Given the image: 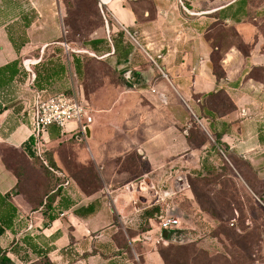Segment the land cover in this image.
<instances>
[{
    "label": "crops",
    "instance_id": "obj_1",
    "mask_svg": "<svg viewBox=\"0 0 264 264\" xmlns=\"http://www.w3.org/2000/svg\"><path fill=\"white\" fill-rule=\"evenodd\" d=\"M14 1L0 0L1 3ZM100 1V11L103 9L108 22L103 17L105 25L99 26L90 40L108 39L109 30L117 46L111 43V50L103 52L101 58L119 61L121 70L129 68L133 87H125L126 93L144 96L152 108L148 110L163 118L161 123L154 121L151 125L132 128L140 130L142 135L137 137L140 149L136 157H140L128 160L131 172L140 173L148 186L150 181L153 188L162 185L171 189L180 178L187 179L189 171L199 169L204 151L214 144L207 115L214 107L208 95L223 92L230 99L232 109L213 110L218 116L216 129L223 133L222 142L229 147V155L244 164L253 177L264 180V30L255 0H104L102 7ZM60 3L61 0H29V9L17 13L15 20H31L19 49L12 42L10 29L0 25V69L19 62L13 68L16 75L0 90L4 109L0 113L2 196L10 194L20 181L18 173L8 166L2 148L26 154L24 145L30 139L38 98L68 86L75 69L73 54L88 51L76 47L74 41L70 43L67 28L59 27ZM61 14L64 16L62 10ZM108 19L113 21V29ZM194 123L213 144L208 139L198 144L190 141ZM91 127L90 145L99 147L100 153L99 141L95 139L97 129ZM59 134L61 137V129L52 126L47 135L49 143L58 141ZM54 158L60 166L57 152ZM99 170L103 174V167ZM70 187L68 195L76 204L64 210L56 221L68 217L71 237L78 241L84 238L81 233L94 232L101 211L86 219L76 216L74 210L88 203L77 200ZM97 194L87 197L91 199ZM17 200L13 197L15 203L10 202L19 214L36 213V226L45 221L43 207L32 199ZM27 221L26 230L33 229L34 221ZM57 232L60 230L47 237ZM60 243L52 241L50 245ZM95 257L101 255L90 258Z\"/></svg>",
    "mask_w": 264,
    "mask_h": 264
},
{
    "label": "rangeland",
    "instance_id": "obj_2",
    "mask_svg": "<svg viewBox=\"0 0 264 264\" xmlns=\"http://www.w3.org/2000/svg\"><path fill=\"white\" fill-rule=\"evenodd\" d=\"M60 5L59 27L64 30V17L68 15L74 29L66 37L81 47L95 35L87 22H83L89 17L90 2L61 0ZM254 6L261 14L264 30V0H255ZM29 7V0L0 2V25L13 29L19 42L24 39V28L15 18L19 11ZM108 20L113 29V21ZM107 35L110 36L109 30ZM84 53L87 56L85 75L78 77L74 69L71 83L58 92L76 95L90 110L100 153L99 147L90 145L92 140L85 132L75 127L68 129L54 144L48 143L46 148L53 155L58 153L59 171L63 176L42 172L24 152L7 147L1 152L8 166L20 176V183L9 197L11 201L16 197L19 202L32 199L39 203L45 193L62 181L72 180L70 190L76 194L75 198L84 204L99 200L101 214L95 221L94 232L81 233L84 238L72 242V228L66 223L68 217L53 223L48 218L49 212H41L45 221L36 226V213H20L14 230H8L0 238L3 248L14 246L18 250V255L9 254L13 261L16 264H27V261L29 264H161V261L164 264H264V180L253 177L225 149L227 155L223 153L222 159L210 162L204 175L192 177V188L185 179L184 191L165 198L163 216L178 219V228L183 229L184 236L177 242L163 239V231L159 229L161 217L154 215L150 219L148 214L162 203L160 196L165 188L162 185L153 188L150 181L146 185L140 173L131 172L128 163L139 158L136 157L140 149L137 137L142 135L140 130L132 128L151 125L154 121L161 123L163 118L150 112L152 108L144 96L126 93L113 58H107L106 65L103 63L106 59L96 53ZM107 125L115 126L108 129ZM206 139L213 144L208 136ZM102 167L103 174H100ZM171 190L175 191V185ZM95 193L98 194L88 199L87 196ZM27 220L34 221L33 229L26 230ZM57 230H60L59 236L47 237ZM52 241L61 243L52 246ZM35 246L43 254L51 248L57 249L44 257L34 252ZM98 254L101 257L90 258Z\"/></svg>",
    "mask_w": 264,
    "mask_h": 264
},
{
    "label": "trees",
    "instance_id": "obj_3",
    "mask_svg": "<svg viewBox=\"0 0 264 264\" xmlns=\"http://www.w3.org/2000/svg\"><path fill=\"white\" fill-rule=\"evenodd\" d=\"M89 2H90V7H91V11L89 12V17H88L89 19L85 18V19H83V22H87L88 27L90 28V32L93 33L99 26L105 25V23H104V19H103L104 16L102 14V11H100V8L98 5V0H89ZM68 5L69 4H67V6ZM68 7H66L67 12H68ZM67 16L68 15H66L64 17V23H65V27L69 28V29H67V31H69V33H71V31L74 28H73V26H71V24H70L71 22H69V19H67ZM30 22H31V20L27 19V18L24 19V22L22 21V24H23L22 26L24 28V32H25L26 28H28L30 26ZM81 29H82L81 30L82 32L85 31L84 27ZM12 30L13 29H10V33L12 34L11 35L12 42L14 43L16 48L19 49L20 46H22V44H24L25 41L23 39L22 42H19V40L16 39V37L14 36V32H12ZM79 33H80V30H79ZM123 35H124L123 33H119V36H123ZM114 40L115 39H114L113 35L109 36L108 39H99V40L98 39L97 40L87 39L82 43V47L84 49L88 50V52L96 53L97 55H99L101 57L104 54L103 52H105V51L108 52L109 50H111V43H113L115 47L117 46ZM72 41H74V40L69 39L70 43ZM73 57H74V68H75V72H76L77 76L81 77L82 75H85V73H86V60H87V56L85 55V53L84 52H79V53L75 52L73 54ZM107 62H109L108 59H106V61H104L103 63L107 65ZM18 63H19L18 61L13 62V63L8 64L5 67L0 69V90H2L4 87H6L10 83L12 78L16 75V71L13 68L15 66H17ZM120 64H122V63H120L119 61L116 63V72H117L118 76L122 78L124 87H131L132 88L133 85L125 78V75H126L127 71L129 70V68H127V70H125V71H121ZM217 72L219 75L218 70H217ZM7 73H9V74H7ZM134 74L137 75V73L135 71H134ZM57 93H60V92L57 91ZM65 93L67 95L72 96V94H70L68 92H65ZM208 96L212 99V102H209V103L212 107H214L213 108L214 111L218 112L222 107H225L227 109H232V103H231L230 99L223 92H220L217 94L210 93ZM3 110L4 109H3L2 105L0 104V113H2ZM213 110H210L211 113L207 114V115H208V118L210 120L209 131L214 137V144L211 145L208 149H206L204 151L205 154L201 159L200 168L191 170L186 174V178L188 180L190 188H192L190 180H192L193 176L204 175V173L208 170L210 162H213V160H216V159H222L223 153L225 155L229 154V147L222 142L223 133L217 131V129H216L215 123H216V118H218V116H216V114L213 112ZM205 136H206V134L203 132V130H201L199 125L194 123V126L192 127V130L190 131V135H189L190 141L195 143V144L204 143V142H206ZM56 138H60V134ZM32 145H33V140L31 138L24 145V150H25L26 154L31 158L32 162L36 166H38V168L42 172L49 174V175H53V174L57 175L55 172L50 170V168H52L55 171L60 172L59 166H58V164L54 158L52 151H48L45 153V158H46L47 163H48V166H46L45 163L39 157H37L35 155V153L32 151ZM223 149L226 150L227 154L223 151ZM138 157H140V156H138ZM246 165L249 166L248 163H246ZM66 181L67 180H65L64 182L62 181L57 186V188L45 193L43 196V199H41V201L39 203H36L37 205L43 207L41 210V212L43 214H45L46 212H49L48 218L51 222H54L57 219H59L60 216L63 214L64 210H66V209H68L71 206L76 204V202L72 201L71 200L72 198L68 195L69 189L64 187V183ZM19 183H20V181H19ZM77 183H78V185H81L79 180H77ZM164 188L165 189H163V191L164 190H168V191L171 190V189H169V186H165ZM83 189H85V187H83ZM11 193L7 194L5 196L0 195V238L8 230H10V231L14 230L16 220L19 217V212H18L17 208L10 202L9 197H10V195L12 196ZM35 195H37V193ZM1 206H4L5 208L1 209ZM99 206H100V201L94 200V201H91L90 203H88L87 205L77 207L74 210V214L80 218L86 219V218H89V217L94 216L95 214L99 213L100 212ZM154 215L159 216V217H162L164 215V207H163L162 203L160 205H157V208L155 209V211L153 213L148 214L150 219L153 218ZM44 218H46V217L44 216ZM59 234H60V232H57L56 234H54V236H57V235L59 236ZM183 236H184L183 229H180V228L172 229L170 241L177 242V240H181V238ZM72 242H74L73 238H72ZM32 249L34 250V252L38 253L39 256H44V257L45 256L49 257L48 256L49 253L52 250H55V248H51L50 252H45L43 254V252L38 250L36 246L32 247ZM10 253H15L18 255V250L14 246H12L10 249L3 248L2 245L0 244V264H16L13 261V259L9 256ZM93 254H97V253H93ZM162 256H163V254H162ZM163 259H165L164 256H163ZM27 262H28L27 264H29V261H27Z\"/></svg>",
    "mask_w": 264,
    "mask_h": 264
},
{
    "label": "built area",
    "instance_id": "obj_4",
    "mask_svg": "<svg viewBox=\"0 0 264 264\" xmlns=\"http://www.w3.org/2000/svg\"><path fill=\"white\" fill-rule=\"evenodd\" d=\"M105 5V1H100V7ZM102 14L107 21L105 13L102 9ZM108 22V21H107ZM34 115L31 121L30 138L33 140L32 151L37 157H39L46 166H48L45 158L47 152V144L50 140L47 138L49 128L51 126H57L61 129V135L64 136L68 129L75 127L79 131L85 132L88 126L93 125L94 118L89 109H87L76 95L70 96L65 92L49 94L46 97H39L35 108ZM59 176H63L62 173L50 168ZM71 181L67 180L64 183V187H70ZM186 189L185 179L180 178L175 185V191L162 190V204L165 205V198L184 191ZM180 221L173 216H162L160 231L172 230L178 228Z\"/></svg>",
    "mask_w": 264,
    "mask_h": 264
},
{
    "label": "water",
    "instance_id": "obj_5",
    "mask_svg": "<svg viewBox=\"0 0 264 264\" xmlns=\"http://www.w3.org/2000/svg\"><path fill=\"white\" fill-rule=\"evenodd\" d=\"M125 70H127V68H124L121 71H125ZM131 75H132V71L129 69L125 75V78L130 82H132V76ZM85 134H86L87 138H89V139L92 137V127L91 126H88L86 128ZM170 237H171V230H164L163 231V239L167 240V239H170Z\"/></svg>",
    "mask_w": 264,
    "mask_h": 264
}]
</instances>
